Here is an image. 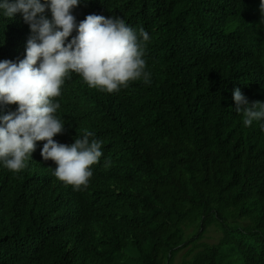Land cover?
<instances>
[{
    "label": "trees",
    "instance_id": "trees-1",
    "mask_svg": "<svg viewBox=\"0 0 264 264\" xmlns=\"http://www.w3.org/2000/svg\"><path fill=\"white\" fill-rule=\"evenodd\" d=\"M247 6L169 0L167 15L160 0L83 3L149 33L151 83L107 94L70 73L53 138L90 130L102 155L78 190L50 176L43 141L24 169L0 167V264H264V133L231 99L239 87L264 101V54L229 45ZM24 25L0 17V56L25 42Z\"/></svg>",
    "mask_w": 264,
    "mask_h": 264
},
{
    "label": "clouds",
    "instance_id": "clouds-1",
    "mask_svg": "<svg viewBox=\"0 0 264 264\" xmlns=\"http://www.w3.org/2000/svg\"><path fill=\"white\" fill-rule=\"evenodd\" d=\"M85 1L0 0V17L13 20L18 15L29 29L15 52L0 56V106L15 104L0 111V167L13 172L24 169L36 142L43 141L40 157L55 165L49 167L50 176L73 190L87 186L91 165L102 155V141L87 129L74 134L70 143L53 138L63 131L64 120L57 113L60 104L54 98L61 95L66 78L75 73L87 87L107 94L118 93L134 81L151 83L145 49L149 33L142 27L134 29L120 16L83 11ZM88 1L99 6L118 0ZM160 1L168 15L169 0ZM247 2L244 30L229 45H246L264 54V0ZM74 7L85 15L83 19L76 20ZM231 99L242 125L256 122L264 133V101L247 98L239 87L231 90Z\"/></svg>",
    "mask_w": 264,
    "mask_h": 264
},
{
    "label": "rangeland",
    "instance_id": "rangeland-1",
    "mask_svg": "<svg viewBox=\"0 0 264 264\" xmlns=\"http://www.w3.org/2000/svg\"><path fill=\"white\" fill-rule=\"evenodd\" d=\"M173 262L174 264H178L180 262L179 256H176Z\"/></svg>",
    "mask_w": 264,
    "mask_h": 264
}]
</instances>
